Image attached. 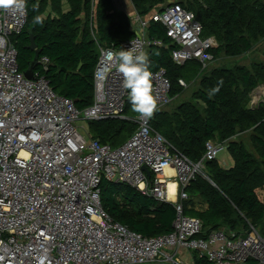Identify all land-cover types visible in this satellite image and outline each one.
I'll use <instances>...</instances> for the list:
<instances>
[{
  "label": "built area",
  "instance_id": "obj_1",
  "mask_svg": "<svg viewBox=\"0 0 264 264\" xmlns=\"http://www.w3.org/2000/svg\"><path fill=\"white\" fill-rule=\"evenodd\" d=\"M27 21L28 7L25 15L0 10V264H184L177 257L184 251L209 264H264V235L258 229L221 228L200 238L201 221L184 214L187 189L198 176L207 178L206 164L218 161L225 144L208 141L205 155L194 163L154 130V115L143 120L136 114L131 119L136 129L119 148L78 127L80 121L128 119L129 90L108 55L163 47L161 40L146 36L151 23L165 28L175 65H211L219 44L204 36L194 13L170 4L149 19L136 15L131 19L135 37L119 49L101 46L92 32L98 48L94 97L82 111L57 95L42 75L49 58L38 60L40 70L32 80L19 72L15 38ZM178 83L187 87L181 79ZM152 85L155 114L173 101L172 82L160 69L153 72ZM262 102L263 86L250 95L248 106ZM167 168L174 175L167 177ZM103 180L172 204L177 212L173 231L148 238L112 221L101 205ZM171 180L177 183L175 202L168 200Z\"/></svg>",
  "mask_w": 264,
  "mask_h": 264
},
{
  "label": "trees",
  "instance_id": "obj_2",
  "mask_svg": "<svg viewBox=\"0 0 264 264\" xmlns=\"http://www.w3.org/2000/svg\"><path fill=\"white\" fill-rule=\"evenodd\" d=\"M69 11H62V0H28V21L22 33L15 38L18 70L25 73L39 57L50 59L49 68L41 70L53 91L72 100L80 111L90 107L94 97V71L98 62L97 46L89 24L92 17L91 0H65ZM140 16H146L168 0H131ZM49 2L57 18L45 17ZM183 3V2H180ZM176 4V3H173ZM178 4V3H177ZM170 5V4H169ZM180 5V4H179ZM183 7V6H182ZM184 9L194 13L201 23L205 37H215L219 47L214 57L226 55L239 58L264 39V0H196ZM86 24L81 26V14ZM43 15L42 24L34 23V16ZM98 43L119 49L131 40V19L117 12L113 0H98L96 5ZM32 31L36 51L29 49L28 32ZM150 39L161 40L163 47L148 50L150 71L164 69L172 82V97L180 96L183 88L179 80L198 83L193 95L195 105L183 103L172 112H160L152 119V127L178 152L192 162L201 161L205 144L215 141L225 144L234 165L223 169L217 161L206 164V176H198L187 189L189 200L183 202L184 214L201 221L200 238L221 228L247 231L250 226L264 224V102L251 109L250 95L264 86V65L251 69L217 68L202 76V65L190 75L182 72L189 63L177 66L171 60L174 46L167 38L165 28L151 23ZM40 70L38 64L34 72ZM200 104V105H199ZM128 114L132 117L128 106ZM126 117L128 118L127 114ZM130 117V116H129ZM128 118L89 122L92 139L112 148L122 146L133 134L136 125ZM249 135L251 148L243 136ZM101 205L109 218L129 231L154 238L173 231L177 212L172 204L144 196L126 185L103 180ZM196 199L208 205L205 211L195 210ZM195 264H209L197 259Z\"/></svg>",
  "mask_w": 264,
  "mask_h": 264
},
{
  "label": "clouds",
  "instance_id": "obj_3",
  "mask_svg": "<svg viewBox=\"0 0 264 264\" xmlns=\"http://www.w3.org/2000/svg\"><path fill=\"white\" fill-rule=\"evenodd\" d=\"M26 0H0V10L5 12L26 14ZM34 23L42 24L43 15H36ZM115 63L116 70L122 75V87L129 90L132 111L143 120L150 119L157 109V98L154 95L148 54L143 50L131 48L108 55ZM5 100L10 97H5Z\"/></svg>",
  "mask_w": 264,
  "mask_h": 264
},
{
  "label": "rangeland",
  "instance_id": "obj_4",
  "mask_svg": "<svg viewBox=\"0 0 264 264\" xmlns=\"http://www.w3.org/2000/svg\"><path fill=\"white\" fill-rule=\"evenodd\" d=\"M194 1H196V0H168L165 3H163L159 8L165 7V6H167L169 4H173V3H176V4L178 3L181 6L186 7L189 5V3H192ZM180 2H183V3H180ZM96 46H97V44H96ZM254 64L264 65V39L263 38L261 39L260 44H258L256 47H254L253 51H251V52H249V53H247V54H245L239 58H230L224 54L220 55L219 57H216V58L214 57V61L211 63V65H208L205 69L202 68V71H204L202 76H204L210 70L217 69V68L233 69L235 67L241 66V67H245L246 69H251ZM198 70H199V65L196 62H191L185 68H183L182 72H184L186 75H190L192 73H195ZM182 80L187 84V87L183 88L182 94L180 96H175L173 98V101L171 102V104L169 106L165 107L164 109H162L161 111H159L158 113H160V112H172V111L176 110L177 107H179L183 103H190V104L195 105L192 97L196 93V90L198 88V83L192 84V83L186 82L184 79H182ZM261 87H262V85L260 87H258L257 89H259ZM129 105L131 106V103H129ZM131 108H132V106H131ZM128 111H129V109L127 108L126 114H127L128 118H133L137 114L136 113L132 117L130 114H128ZM131 112H133V111H131ZM158 113H155L154 116ZM78 127H80L81 132L83 134H86V135L88 134L89 122L80 121L78 123ZM248 136L249 135H244L243 140H244L246 146L251 148L250 142H249L250 140L248 139L249 138ZM217 160H218L217 163H219V165L221 167H223V169H229L234 165L233 159L231 158V155L229 154V152L226 148L222 152H220ZM172 181H174V180H172ZM257 229L260 231V233L262 235H264V224L262 227H258Z\"/></svg>",
  "mask_w": 264,
  "mask_h": 264
},
{
  "label": "crops",
  "instance_id": "obj_5",
  "mask_svg": "<svg viewBox=\"0 0 264 264\" xmlns=\"http://www.w3.org/2000/svg\"><path fill=\"white\" fill-rule=\"evenodd\" d=\"M91 1H92V17H91V22L89 24V29H90L91 33L93 32L94 35H96V33H97L96 5H97L98 0H91ZM113 3H114L115 10L117 12L125 13L130 19H132L136 15H139L137 13V11L135 10V7L133 6L131 0H113ZM165 7H163L161 10H159V9L153 10L151 13H149L146 16H144V18L149 19L154 13L162 11ZM62 11L64 13L69 11V6H68V4L66 3L65 0H62ZM50 15H51L52 18H57V14L52 12L51 3L49 2L48 7H47V11L44 14V16L45 17H49ZM141 17H143V16H141ZM80 19H81V26H84L86 24V15H85V13L81 14ZM148 29H149V27H148ZM131 30L133 31L134 37H135V32L132 29V25H131ZM146 36H148V30L146 31ZM97 54H98V49H97ZM36 72L37 71H35L34 74ZM88 134L90 135L89 128H88ZM195 201H194L196 203L195 210H197V211H205V210L208 209V205L201 204L198 199H196ZM196 256L197 255L195 253L190 254L189 252H186V251L181 252V253H177V257L184 264H195V262H196V258L195 257Z\"/></svg>",
  "mask_w": 264,
  "mask_h": 264
},
{
  "label": "water",
  "instance_id": "obj_6",
  "mask_svg": "<svg viewBox=\"0 0 264 264\" xmlns=\"http://www.w3.org/2000/svg\"><path fill=\"white\" fill-rule=\"evenodd\" d=\"M29 34V39H30V46H29V49L31 51H36V45H35V42H34V36L32 34V31H29L28 32ZM38 53H36V57H35V60L34 62L32 63L30 69L25 73V77L29 80H32L34 78V68L36 67V65L38 64ZM147 172V171H146ZM148 173V172H147Z\"/></svg>",
  "mask_w": 264,
  "mask_h": 264
},
{
  "label": "bare ground",
  "instance_id": "obj_7",
  "mask_svg": "<svg viewBox=\"0 0 264 264\" xmlns=\"http://www.w3.org/2000/svg\"><path fill=\"white\" fill-rule=\"evenodd\" d=\"M165 174L167 175V177H171L172 175H174V170L172 168H167ZM167 186H168V200L170 202H175L177 199L176 197L177 183L171 180L167 182Z\"/></svg>",
  "mask_w": 264,
  "mask_h": 264
}]
</instances>
